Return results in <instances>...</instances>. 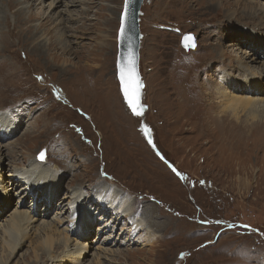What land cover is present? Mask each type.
Returning <instances> with one entry per match:
<instances>
[{
  "label": "rangeland",
  "instance_id": "obj_1",
  "mask_svg": "<svg viewBox=\"0 0 264 264\" xmlns=\"http://www.w3.org/2000/svg\"><path fill=\"white\" fill-rule=\"evenodd\" d=\"M32 2L37 5L26 10L0 2V31L6 27L16 33L6 40L0 35V126L8 132L0 146L9 154L3 158L10 169L26 168L36 160L56 168L58 195L52 206L46 204L45 194L34 204L31 193L19 192L29 189L22 177L14 186L7 175L13 205L6 206L0 218V232L15 207L22 206L45 218L40 227L64 214L60 227L72 229L76 238L71 227L74 209L67 211L60 202L66 193L80 190L93 197L96 205L86 204L97 215L92 232L80 240L92 247L81 264H264V92L257 90L256 106L246 97H228V108L234 110L227 111L229 117L221 111L225 97L219 93L231 89L223 72L246 85L235 61L251 52L249 38L232 31L251 29L264 37L257 20L239 19L256 16L264 0L251 5L245 0H144L139 14L143 116L131 112L117 77L125 0H84L68 9H50L49 0L21 5ZM9 6L15 8L5 26ZM185 33L194 35L196 46L184 47ZM37 43L44 48L36 50ZM262 56L245 70L264 87ZM179 68L186 71L178 73ZM249 86L230 92L249 96ZM79 125L91 142L79 134ZM131 144L141 147L133 149ZM142 154L146 159L138 157ZM135 157L140 158L138 171L132 169ZM152 158L158 159L162 180L181 184L164 185L154 178L158 174L148 161ZM132 170L139 178L129 174ZM126 197L128 218L114 222L116 211L111 208L101 215L97 209L111 198L114 206L121 205ZM144 197L149 199L139 203ZM160 202L170 216H157ZM135 219L147 229L132 230ZM107 220L111 225L98 231ZM40 227L11 258L0 243V264H67L61 248L42 261L45 235ZM127 236L131 238L123 240Z\"/></svg>",
  "mask_w": 264,
  "mask_h": 264
},
{
  "label": "bare ground",
  "instance_id": "obj_2",
  "mask_svg": "<svg viewBox=\"0 0 264 264\" xmlns=\"http://www.w3.org/2000/svg\"><path fill=\"white\" fill-rule=\"evenodd\" d=\"M29 1L30 0H0V2H2V3L3 2L4 3H10V2L17 3L24 10L29 9L32 6V4H34V7H35V5H37V3H34V2H32L28 6H22L21 5V4L27 3ZM49 1H50V3L48 5V8H50V9L51 8L52 9H57L61 5L62 6L64 5L66 7V9H68L70 7H74V5H77V3L78 4H81L82 2H84V0H49ZM245 2L248 5H251L252 3H255V2H253V0H245ZM151 4H153V6H156V4L154 2H151ZM14 8L11 7V6H9V9L6 11L7 14L4 15V25L5 26H7V25L10 24V18L7 15L11 16ZM258 8H259V10H258V13L256 14V16H252V15H250V16H239L240 17L239 19H246V20L248 18L255 19V20H257V24L258 25L264 27V22L263 23H260V20H264V7H263V5H260ZM36 13H38V11ZM6 16H7V18H6ZM226 20H228V19H226ZM231 20H234V18H232ZM60 24H61V22H60ZM40 25L41 24H39V26ZM207 29L208 30L206 32H209L210 31V28L208 27ZM205 30H204V32H205ZM4 31H6V32H4ZM243 31L244 30L239 29V30L232 31V33L236 36V35L239 34V32H242V35L243 36L250 37L251 39H253L255 37V39H254V45H253V50H250L251 52H249V54L247 56H246V54L244 55V57H243V55L242 56H238L237 57V60L235 62L237 63V65H239L238 68L243 69V71H244V72H242L243 73V77H244L243 78V81L245 82L246 85H250V88H249L248 91L251 90L253 93L251 95L249 93V96H247L245 94H243V95H240V94H238V95L237 94H232L231 93L232 92V90H231L232 88H233V91L234 92H239L238 91V88L240 86H242V85H240L239 83H237V81L235 80L236 79L235 78V75L233 73H230V72H228V73H225V72L221 73L220 75H221L223 81H228L229 82L228 85H229V87H231V89H230L231 92H230L228 89L224 88V86L220 85V87H223L225 90H220L219 91V93L221 94V96L225 97L224 98V101L225 102H224V104L222 103L224 107L222 106L223 109L221 111L225 115H227L228 117H229V115L231 116V113L230 112H227V111H234L233 108H228V105H227L228 104L227 103L228 97H230V96H233V97L234 96L246 97L245 100L247 102H250L251 104H254L256 106L257 104H259V102H258L257 99L254 100L256 98L255 96H257L256 94H258L257 93V90H259V88H260L261 89L260 93H263L264 92L263 84H262V86H259L258 78L256 77V75H253V74L249 73L248 70H245V69H251V67L254 64V62H256L257 59L259 57H261V55H264V37L260 36L259 31H256V30L253 31L251 29H248L247 31H244V32ZM0 35L2 37L1 39L6 40L7 37H9V35L15 36L16 33L12 29L6 30V27H3L1 29V31H0ZM210 37H213V36H210ZM257 37L262 38V39L259 40V39H257ZM29 39H32V38L30 37V38H28V40ZM217 40H219L217 42H221L223 40V38H220V39H217ZM239 41L242 42L243 39L242 38L241 39H238L236 42L238 43ZM39 44L40 43H37L35 45L36 46V50H42L44 48V47H41ZM156 44H157V48H158L159 47V42L157 41ZM190 63H191V61L189 62V64ZM179 64L180 65H185V63L180 62V61H179ZM176 67H177V65H176ZM262 69H264V68H262ZM185 71H186V69H183V68H179L178 69V73L179 72L182 73V72H185ZM166 72H167V70H166ZM222 79H220V80H222ZM191 86H192V91H193L195 88H194L193 84H191ZM220 87H219V89H220ZM185 93H186V90H185ZM244 93H246V91H244ZM239 99H243V98H239ZM261 102H262L261 104H263L264 103V100H262ZM111 104H113V100H112ZM210 104H209L208 107L211 108V105L212 104L211 105ZM260 106L261 105H259V107ZM239 111H242L241 108L239 109ZM207 112L211 114L210 109H207ZM234 117H232V118L230 117V118L231 119H235ZM209 118H211V117H209ZM219 119H220V117H219ZM116 120L117 121H120V117L119 118H116ZM153 120H155V121L158 122L157 119H153ZM213 123L214 122H212V124ZM231 123H232V121H231ZM234 124H232L233 127H234ZM236 124H240V123L237 122ZM3 127H4V125L2 124V126H0V139H2V138H4L5 136L8 135L7 130L4 129ZM78 130H79V134H82L83 136H85L91 142V138H88V136L86 135V132H85V130L83 129L82 126L79 125V129ZM129 140L130 141H134L133 138H131V139L129 138ZM136 143H141V141L138 139ZM87 144H89V143H87ZM131 145L134 146L133 149H135V147L138 148V149L141 147L140 144H131ZM160 145H163V144H160ZM226 145H229V144H226ZM60 152H61V150H60ZM8 155L9 154H6L5 155L3 153V148H1V146H0V190L5 192L4 196H0V213H1V211H3L6 208V205H7V207H10V206L13 205V203L11 201V197H12L13 194H11V192H10V187H7L6 186V183L8 182V180H6L7 175L10 176L9 183H11L14 186H17L19 184L18 183L19 178L21 176H24L25 179L24 180H21L20 179V180L22 181V183L26 184V186L29 189L26 190V188H24V189L23 188H20V189L18 188L20 190L19 192L20 193L21 192L24 193V196L25 195H29V194L26 193V191L28 193H31L32 196H33V200L36 199V201L34 202V204L37 203V200H38L39 197H43L42 195L45 194L46 195V198H45L46 204L47 205H50V206L54 205L55 204V200H56V196L58 195V190H57L56 185H55L56 184V181L58 180V175H59L58 170L56 168H52V169L49 168L48 169V168H46V167L43 166V164L41 163V161L39 162L38 160H36L33 163V165H28L26 168H23V169H18V168H12V169H10V167H12L11 164L8 163V162H6L4 160V158H3V156H8ZM57 156L58 155L56 154V157ZM35 157H37V155ZM138 157H140L142 159L143 158L146 159V156L144 154H142L141 156H138ZM140 158H138L137 160H136V157L133 158L135 161H134V164L132 166V169L135 168V169H137V171L139 170L138 164H140ZM148 161L152 163V168H154L156 170L157 174H158L154 178L158 179V181H159V179H161V181H159V182H162L163 183V181H164V183H163L164 185H166L168 183L181 184V183L177 182L174 179L167 178L165 180H162V178H161L162 169H160V165L158 163V159L157 158H152V159H149ZM127 164H129V163H127ZM5 166H6V168H5ZM120 166H123V165H120ZM8 169H10V170H8ZM158 169L161 170V171H158ZM129 174H132L133 177L139 178L136 174L133 173V170L131 172H129ZM12 185H10V186H12ZM108 190H110V189L108 188ZM112 191H114L115 192V195H117L118 192L116 190L113 189ZM87 197L88 196L87 195L85 196L82 191L75 190L72 193H66L64 199H62V201L60 202L61 205H66L67 206L66 210L67 209H70V210H73L74 209L73 217L76 220L72 218L73 219L72 226H74V229L73 230L75 231V233H77V237L76 238L73 237L74 235L72 236L70 234V232H72V229L69 230L68 227H66V228H61L60 227V226H62L63 221H64V218L62 217V216H64V214L63 215L60 214V215L56 216L58 218L52 219V221H49L48 223L47 222H43L42 226L40 227L42 221H46L45 218L37 217L35 214H33V212H32L33 210H31V212H29L27 209L23 208L22 206L15 207V210L11 213V218H10L8 224L5 225L3 227L2 232H0V233H2V234H0L1 235L0 236V243L10 253L9 258L13 257L14 255H16L21 250V248L25 245V241L29 237H31V234H30L31 231L32 232H36L38 230V228L40 227V232H42L43 235H45V238H44L45 247L44 248H40V249H42V257H41V259H44L42 261L45 262V261L49 260L50 258L54 257L53 251L56 250V249H60L61 248L63 250L62 253H64V254H62L63 260H65L67 264H81V262L83 261V259H85L87 257V255L90 253L89 250L92 248V247L88 246L86 240L80 241V240L83 239L81 237L87 236L88 233L90 234L92 232L91 229L95 226V224L97 222V219H96V216L97 215L94 214V212L92 213L91 211H93V209L89 208L88 207L89 205L86 204V202H93V200H92L93 197L92 196H90L88 198ZM103 197L104 196H101L100 197V200ZM147 199H149V198L148 197H144L142 199V201H140L139 203H142L144 200H147ZM112 201L113 200L111 198V200H109L106 204H104V206H101L100 204H98L99 207H97V209L99 208L98 210H100V214L101 215H106L108 212H111V208H112L114 211H116L114 213L117 214V215L114 214L112 216L113 219H114V222L116 220H119V219H122V218H126V217L128 218L129 217L128 215H130L127 212V211L130 212V210H129L130 207H128L129 206V204H128L129 203L128 197H126L125 203H123L121 205L114 206L115 205L114 204V201H113V203H111ZM90 204H92L93 207H94V205H96L95 204V200H94L93 203H90ZM137 206H138V203H137ZM158 206L161 207V210L157 212V216H159V214L160 215H164V216H170V214H168L165 211L166 206L164 205L163 202H160V204H158ZM152 208H154L153 205L152 206L150 205V209H152ZM6 209H8V208H6ZM6 209L0 214V218L3 215H5V212L7 211ZM45 209H47V208H45ZM57 213H61V211L60 212H56V214ZM38 215H40V214H38ZM46 215H47V213H46ZM46 215L44 217H47ZM128 220L129 219H127L126 222ZM129 221H131V220H129ZM132 221H133L132 230H134V231H141L142 229H147L145 227V225L143 224V221L142 220H138V219L136 220L135 219V221L134 220H132ZM101 225H100V228H98V231H100L99 229H102L103 230L102 232H105V228H107L111 224L107 220V221H105L104 225H102V226ZM142 226L144 228H142ZM130 238H131L130 236L129 237L127 236V237H124L123 240L126 241V240H128ZM138 238L140 239V237H138ZM33 240H34V238H33ZM74 241H76V243H74L72 245V243ZM137 243H138V241H137ZM72 248H74V249H72ZM34 251L36 253V249ZM127 253L126 254L118 253V255L121 254L124 257H126V256H128ZM100 255L101 254H98V256H97L98 259H101Z\"/></svg>",
  "mask_w": 264,
  "mask_h": 264
},
{
  "label": "water",
  "instance_id": "obj_3",
  "mask_svg": "<svg viewBox=\"0 0 264 264\" xmlns=\"http://www.w3.org/2000/svg\"><path fill=\"white\" fill-rule=\"evenodd\" d=\"M144 0H125L121 18L118 42L117 77L124 100L131 112L143 116L146 107L143 102L144 86L140 72L141 31L139 14ZM184 47L196 46L192 33H186Z\"/></svg>",
  "mask_w": 264,
  "mask_h": 264
}]
</instances>
